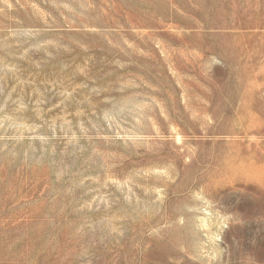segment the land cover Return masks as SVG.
Masks as SVG:
<instances>
[{"label": "rangeland", "instance_id": "1", "mask_svg": "<svg viewBox=\"0 0 264 264\" xmlns=\"http://www.w3.org/2000/svg\"><path fill=\"white\" fill-rule=\"evenodd\" d=\"M0 264H264V0H0Z\"/></svg>", "mask_w": 264, "mask_h": 264}, {"label": "clouds", "instance_id": "2", "mask_svg": "<svg viewBox=\"0 0 264 264\" xmlns=\"http://www.w3.org/2000/svg\"><path fill=\"white\" fill-rule=\"evenodd\" d=\"M218 64H222L218 59H214V60L212 61V63L210 64V68H209L210 73L212 72V68H213V66H214V65H218Z\"/></svg>", "mask_w": 264, "mask_h": 264}, {"label": "bare ground", "instance_id": "3", "mask_svg": "<svg viewBox=\"0 0 264 264\" xmlns=\"http://www.w3.org/2000/svg\"><path fill=\"white\" fill-rule=\"evenodd\" d=\"M203 221V220H202Z\"/></svg>", "mask_w": 264, "mask_h": 264}]
</instances>
